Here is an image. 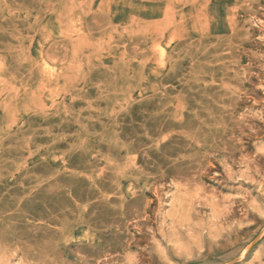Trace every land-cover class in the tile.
<instances>
[{"label":"rangeland","instance_id":"obj_1","mask_svg":"<svg viewBox=\"0 0 264 264\" xmlns=\"http://www.w3.org/2000/svg\"><path fill=\"white\" fill-rule=\"evenodd\" d=\"M0 264H264V0H0Z\"/></svg>","mask_w":264,"mask_h":264},{"label":"bare ground","instance_id":"obj_2","mask_svg":"<svg viewBox=\"0 0 264 264\" xmlns=\"http://www.w3.org/2000/svg\"><path fill=\"white\" fill-rule=\"evenodd\" d=\"M182 208V207H181Z\"/></svg>","mask_w":264,"mask_h":264}]
</instances>
